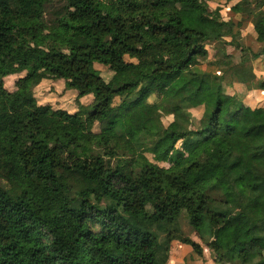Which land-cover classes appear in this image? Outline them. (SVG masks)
I'll list each match as a JSON object with an SVG mask.
<instances>
[{
	"label": "trees",
	"instance_id": "16d2710c",
	"mask_svg": "<svg viewBox=\"0 0 264 264\" xmlns=\"http://www.w3.org/2000/svg\"><path fill=\"white\" fill-rule=\"evenodd\" d=\"M211 1L0 0V75L25 72L0 92V264H167L175 236L132 216L174 234L186 220L203 243L180 241L218 264H264V108L227 91L244 82L237 65L264 55V0H238L240 20ZM251 15L252 53L241 42ZM221 41L217 71L202 70L207 45ZM227 44L241 49L238 63ZM95 62L135 76L112 84ZM46 79L94 99L73 113L41 104ZM252 86L264 90V78ZM134 93L161 99L144 118L138 108L128 131L114 99ZM160 145L155 159L168 167L146 155Z\"/></svg>",
	"mask_w": 264,
	"mask_h": 264
},
{
	"label": "rangeland",
	"instance_id": "374dc122",
	"mask_svg": "<svg viewBox=\"0 0 264 264\" xmlns=\"http://www.w3.org/2000/svg\"><path fill=\"white\" fill-rule=\"evenodd\" d=\"M233 3H236V0L232 1ZM64 3V1L60 2V4ZM234 4H231L229 2H226L224 0H213L211 2V9L220 8L222 16L225 19H230L231 17L236 20H240L243 18V13H235L231 11V6ZM264 10V7H263ZM264 12V11H263ZM252 16H250V20L247 22L246 26L242 29V39L241 42L244 46L251 48L252 52H257L261 49V44L256 42V32L254 30V27L250 25V21L252 19ZM230 40V38H228ZM223 42H217V43H210L207 45V49L209 51V58L207 61L202 62L200 65V68L202 70L206 71H217V59L221 56V53L217 52V47L221 46ZM226 51L230 54H232L234 62H239L241 58V49L237 48L234 45L227 44L226 45ZM143 54L142 53H127L125 56V59L127 61H133V62H140L143 60ZM95 67L101 71V75L104 77L105 80L111 81L112 84L119 85L120 83H123L124 81L128 80L127 77L129 74H133L135 76L134 71H125L122 73H116L113 71L109 66H106L102 63L95 62ZM237 72L240 76L244 79L243 83H238L239 90L242 92H246L247 94V102H245L248 106H250L252 109L263 107L264 105H250V103L255 100H261L262 103L264 102V92L263 91H256L254 90L252 86V80L253 78H258L261 76H264V55L261 57L251 60L247 62L245 65H237ZM25 72L21 74H2L0 75V92L5 96L8 92H12L18 87V82ZM132 76V77H133ZM235 88V86H234ZM35 95L37 97V100L41 104H51L56 109H63L67 110L69 112H75L79 109L80 103L89 104L93 101L94 97L93 95H88L84 97H78V94L76 91L68 89L65 84L64 79H46L41 84H39L35 89ZM240 95V94H239ZM245 93L243 94V96ZM254 98V99H253ZM161 97L157 96L156 94H151L150 96L145 95H139V94H132L130 97H122L117 96L114 99V105L120 106L123 109H127V112L124 115V118L120 121V126L125 130H132L133 127H129V125L133 124L132 115L138 108L143 109V118L145 117V114L147 113L148 107L153 106L154 104H157L160 102ZM184 106L188 108V110L191 112L192 117L197 120L199 119L204 111V107L197 106L193 107L189 103H185ZM151 112H155L156 110H150ZM173 120V115H164L163 116V122L165 125H168ZM129 127V128H128ZM98 130V128H97ZM164 145H160L156 148V150L152 152H147L146 155L154 162L162 165V166H170L172 163V159H168L166 161H157L155 159V153L160 152L163 150ZM175 154L173 156H176L177 151H185L182 145V142L179 141L176 145ZM106 202L107 203H114L115 199L113 195H107L106 196ZM131 220L133 223L138 224L146 229L156 231L160 235L169 234L171 237L176 238L177 241H180L181 238H184L186 236L191 237L197 242L203 243L201 238L199 237L196 230H194L187 222L186 220L183 221L182 224V233L174 234L170 232V227L166 223V221H162L159 224H155L154 222H151L150 220L143 218V217H136L132 216ZM151 222V223H150ZM182 242V241H180ZM184 243V242H183ZM204 245V244H203ZM205 246V245H204ZM192 248V246H191ZM205 248V247H204ZM206 249H204V252ZM194 254H192L193 260L189 264H198L199 263V257L197 256V253L193 251ZM217 263V262H216ZM236 264V263H234Z\"/></svg>",
	"mask_w": 264,
	"mask_h": 264
},
{
	"label": "crops",
	"instance_id": "0c3cea01",
	"mask_svg": "<svg viewBox=\"0 0 264 264\" xmlns=\"http://www.w3.org/2000/svg\"><path fill=\"white\" fill-rule=\"evenodd\" d=\"M224 1L229 2L231 4H235V3L232 2L234 0H232V1L224 0ZM237 1L238 0H236V2ZM211 2H213V0ZM250 22H251L250 25L254 27L253 17H252V19H251ZM258 78H264V76H261L260 75V77H258ZM239 84L238 83L235 84L234 85L235 88L233 86L232 87L229 86L227 88V91H229V92H231V91L232 92H237V94H240L241 98L245 102H247V99H248L247 94L248 93H246L244 91L242 92L241 90H239V88H238L239 87L238 86ZM254 90H256L258 92H260V91H263L264 92V90H262V89H256V88H254ZM244 93H245V95L243 96ZM248 103L250 105H256L258 103L260 105H264V102L262 103L261 100L259 101V100H255V99H254V102L252 101L250 103V101H248ZM204 249H206V251L204 252V250H203V254H199V253H197L193 249V247L191 248V245L186 244V243H183V242H180V241H177V240H173L172 245H171V251H170V255H169L167 264H189V263L192 262L193 257H194L192 255V254H194L193 251L197 253V256L198 257L200 256L199 257L200 260H199V263L198 264H218V263L215 262V259H214L215 256L213 255V253L208 248H206V247Z\"/></svg>",
	"mask_w": 264,
	"mask_h": 264
}]
</instances>
